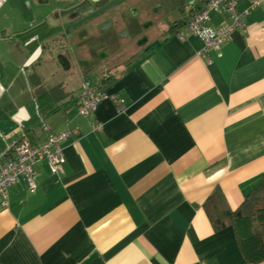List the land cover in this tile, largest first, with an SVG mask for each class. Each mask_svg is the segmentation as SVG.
I'll list each match as a JSON object with an SVG mask.
<instances>
[{"label":"crops","instance_id":"obj_1","mask_svg":"<svg viewBox=\"0 0 264 264\" xmlns=\"http://www.w3.org/2000/svg\"><path fill=\"white\" fill-rule=\"evenodd\" d=\"M14 1L0 0V43L21 54V64L26 54L39 55L56 28L47 23V9L33 13L31 25L17 12L39 0ZM206 1L179 0L176 7L187 14L174 20L179 30L166 31L160 45L109 80L93 74L94 83L127 99L124 112L105 100L94 114H79L83 85L70 88L71 76L60 75L71 95L43 113L31 80L36 71L22 89L25 97L19 92L6 102L2 81L11 66L0 50V159L21 139L80 130L63 144L56 174L40 161L35 190L21 181L0 195V264H249L236 225L215 228L205 203L220 190L235 210L263 179L264 6L247 15L245 31L203 53V41L188 34L185 21ZM238 7L244 10L247 0ZM11 9L19 25H4ZM211 17L219 27L228 15ZM18 36L24 43L15 50ZM45 70L40 66L38 74Z\"/></svg>","mask_w":264,"mask_h":264},{"label":"flooded vegetation","instance_id":"obj_2","mask_svg":"<svg viewBox=\"0 0 264 264\" xmlns=\"http://www.w3.org/2000/svg\"><path fill=\"white\" fill-rule=\"evenodd\" d=\"M128 1L46 0L50 13L47 23L56 30L51 34L48 46L45 45L34 59L35 63L39 62L36 73L40 66L53 64L58 66V72L51 76L52 79L57 78V74L66 78L98 74L101 80L107 81L118 68L129 65L160 45L166 31L179 27V23L172 21L166 26L161 23V27L148 32L146 22L137 23L133 44H118L122 34L118 27ZM166 1L176 6L177 0ZM133 12L136 13V9ZM46 52L49 58L44 64L41 59Z\"/></svg>","mask_w":264,"mask_h":264},{"label":"built area","instance_id":"obj_3","mask_svg":"<svg viewBox=\"0 0 264 264\" xmlns=\"http://www.w3.org/2000/svg\"><path fill=\"white\" fill-rule=\"evenodd\" d=\"M241 0H207L201 10L191 12L185 21L188 34L199 37L203 43V53L210 50H219L227 43L232 35L239 30L245 31L247 15L264 6V0H247V7L239 10ZM213 12L226 13L227 19L219 26L210 24ZM181 39L186 34L179 31ZM111 100L120 112L129 107L127 99L119 92H109L101 84L85 79L83 84V95L79 114L90 116L95 113L99 105ZM103 125L99 123L97 128ZM80 136L78 128H68L62 132L50 135L47 139L32 142L25 139L18 143L6 159H0V195L7 196L10 188L23 181L30 190L37 188L35 178V166L43 160H47L56 174L65 160L63 144L69 138ZM8 204V200L4 202Z\"/></svg>","mask_w":264,"mask_h":264},{"label":"rangeland","instance_id":"obj_4","mask_svg":"<svg viewBox=\"0 0 264 264\" xmlns=\"http://www.w3.org/2000/svg\"><path fill=\"white\" fill-rule=\"evenodd\" d=\"M7 1H9V4H8L9 6L15 4L14 0H7ZM39 1L40 2L37 4L35 3L32 4L31 7H25L24 5H21L20 7H17V9L19 8L18 11L17 9H11L15 12L14 16L12 19L5 17L4 25L10 26V23H12L11 21L13 20H15L16 25H19L20 16L17 15L18 13L25 15V17L28 16V18L31 15V19H28L27 17L26 18L23 17V21L26 20V24L28 25L33 24L34 23V20L32 18L33 13L36 14L39 11H44V9L48 10V7H46L47 6V3L45 2L46 0H39ZM177 3L179 4V0H177L176 4ZM25 4L29 5L27 1L25 2ZM35 6H37V8H35ZM176 6H173L166 0H129L126 5V11L123 14L124 15L123 21L120 23L118 27V30H122L121 40L118 41V44H122V45L133 44V42L135 41L134 33H135L137 23L146 22L149 25L147 29L148 32H153L155 29H157L158 26L161 27V23L163 24V26H166L168 22H172L178 18H180V20L185 19L187 17V14L181 12L180 9H178V7ZM134 9H136L137 11L136 13L133 12ZM9 10L10 9L4 10V11L7 12ZM5 12L4 13L2 12V16H5L6 14ZM118 16L121 17L119 13H118ZM23 21H20L21 26H25L23 25L24 23ZM183 27L184 26H182L181 28ZM143 30H146V28L143 27ZM29 36L31 37V39L33 38L31 34H29ZM25 37L27 38L28 35ZM16 38L17 39H13V41H11L12 48H15V50L16 48L21 49L20 44L24 42L20 40L21 38H19V36ZM23 40H27V39L23 38ZM25 44L27 43L25 42ZM46 45L48 46V43H46ZM0 50L4 54L3 55L4 62L6 63L10 62L8 64L11 66V70L9 74L10 76L2 81V83L7 85L6 88L9 89L6 93V100H7L6 102H8V100L11 99L10 98L11 96L18 95L19 92L20 93L22 92V89L24 88V86L28 85L29 75H31V73H33L36 70L39 62L38 64L35 63V60L31 59L29 54H26L25 57H23V59L26 57L28 59L25 61V63L20 64L18 57L22 55L19 54L18 56L17 53H10L9 44L8 43L5 44V42L0 43ZM29 52H31L30 49H29ZM47 58L49 57H48V53L46 52L42 56L41 61L44 62L45 64V61L47 60ZM17 61L18 63H16ZM45 67H46L45 71L49 74V77H47V79L49 78L48 83L53 84V86L57 83L59 84L58 79H57L59 77V74H57V78H53V79L51 78V76H53L55 73L58 72V66L53 65V64H48V65H45ZM48 74H43V76L46 77ZM70 76H71L70 79L67 80L66 82V86H69L70 88L72 86L77 88L79 85L82 87V85L84 84L83 78L85 77L89 78L91 81L95 80V75L93 74H89L83 78H80V76L78 77H74L72 75ZM25 94H26L25 91H23L22 92L23 97H25ZM7 106H10V105H7Z\"/></svg>","mask_w":264,"mask_h":264},{"label":"trees","instance_id":"obj_5","mask_svg":"<svg viewBox=\"0 0 264 264\" xmlns=\"http://www.w3.org/2000/svg\"><path fill=\"white\" fill-rule=\"evenodd\" d=\"M201 9L198 8L192 12ZM31 80L35 98L43 113H51L57 110V103L71 95L70 92L66 91L63 82L49 86L45 79L36 72L31 75ZM23 140L21 139V141ZM205 208L215 228L221 229L230 224L236 225L238 242L247 263L264 262V175L260 185L245 196L244 201L237 209L232 210L227 207L226 198L220 190H216L207 199Z\"/></svg>","mask_w":264,"mask_h":264},{"label":"water","instance_id":"obj_6","mask_svg":"<svg viewBox=\"0 0 264 264\" xmlns=\"http://www.w3.org/2000/svg\"><path fill=\"white\" fill-rule=\"evenodd\" d=\"M158 46V45H157ZM157 46H155V47H157ZM67 69H69V68H67Z\"/></svg>","mask_w":264,"mask_h":264}]
</instances>
